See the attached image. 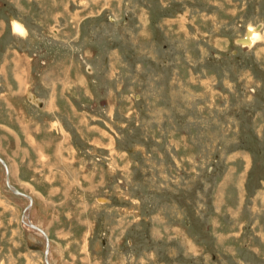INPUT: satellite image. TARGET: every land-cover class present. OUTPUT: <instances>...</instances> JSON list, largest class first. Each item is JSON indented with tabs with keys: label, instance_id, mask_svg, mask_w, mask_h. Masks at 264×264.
<instances>
[{
	"label": "rangeland",
	"instance_id": "rangeland-1",
	"mask_svg": "<svg viewBox=\"0 0 264 264\" xmlns=\"http://www.w3.org/2000/svg\"><path fill=\"white\" fill-rule=\"evenodd\" d=\"M95 1L0 0V264H264V0Z\"/></svg>",
	"mask_w": 264,
	"mask_h": 264
},
{
	"label": "bare ground",
	"instance_id": "bare-ground-1",
	"mask_svg": "<svg viewBox=\"0 0 264 264\" xmlns=\"http://www.w3.org/2000/svg\"><path fill=\"white\" fill-rule=\"evenodd\" d=\"M12 27H13V31L14 32H16V33H18V34H20V35H24L25 34V29L22 27V25L21 24H19L16 20H13L12 21ZM249 33H250V35L248 36V37H245V39H244V42H249V40H250V38L252 39V37H255V36H257L258 35V31H255V29H253L252 27H250L249 28ZM252 36V37H251ZM4 162V164H5V166H6V170H7V172H9V174H10V169H9V167H8V165H7V163H5V161H3ZM8 179H9V182H10V177H9V175H8ZM11 184V183H10ZM12 185V184H11ZM17 189V188H16ZM15 193V192H14ZM23 193V192H22ZM17 194V193H16ZM19 195V194H18ZM28 195V194H27ZM30 196V195H29ZM29 198V197H28ZM30 202L32 201V203H33V199H32V196H30ZM24 218L26 219L25 221L27 222V221H29V220H31V218H30V215H29V213L27 212L26 214H25V216H24ZM44 229V228H43ZM45 231V230H44ZM40 232V231H39ZM46 232V231H45ZM44 233H42V235H43ZM45 235V234H44ZM46 239H48V237L46 236L45 237ZM48 251H49V248L46 246L45 247V252H47L46 253V263L47 264H51L50 263V260H49V257H48Z\"/></svg>",
	"mask_w": 264,
	"mask_h": 264
},
{
	"label": "water",
	"instance_id": "water-1",
	"mask_svg": "<svg viewBox=\"0 0 264 264\" xmlns=\"http://www.w3.org/2000/svg\"><path fill=\"white\" fill-rule=\"evenodd\" d=\"M0 162L3 164L2 166H4V167L6 168V166H5L4 162H3V159L0 158ZM5 168H4V169H5ZM5 172H6V175H9V174H7V173H9V172H7L6 169H5ZM6 184H7V186H9V187L13 190V192H15V193H17V194H20V195H24V196H26L27 198H28V197L30 198L29 195H27V194H25V193H22V191L16 189L13 185H11L10 182H9V179H6ZM30 205H31V204H30ZM30 205H29V206H30ZM27 209H28V208H27ZM27 209H26V210H27ZM26 223H27V225L33 227L34 229H36V230H38V231L44 233V234H45V237L48 236L47 233L44 231V229H43L41 226H39L38 224L34 223L32 220H29V221H27ZM45 239H46V238H45ZM46 246H47L48 248H49V246H50V244H49V240H48V239H46ZM46 253H47V252H46Z\"/></svg>",
	"mask_w": 264,
	"mask_h": 264
},
{
	"label": "crops",
	"instance_id": "crops-1",
	"mask_svg": "<svg viewBox=\"0 0 264 264\" xmlns=\"http://www.w3.org/2000/svg\"><path fill=\"white\" fill-rule=\"evenodd\" d=\"M93 2H96V1L93 0ZM86 7H87V6H86ZM86 7H85V8L82 7V9H86ZM88 8H90V6H89ZM53 15H54V16H60V13H58L57 11H54V12H53ZM47 16H48V15H47ZM54 16H53L52 19H54ZM78 16H79V13H78V12H77V13L75 12L74 15H73V13L70 15V17H72L73 21L76 20L75 17L80 18V17H78ZM21 87H22V85H21ZM54 96H55V95H54Z\"/></svg>",
	"mask_w": 264,
	"mask_h": 264
}]
</instances>
